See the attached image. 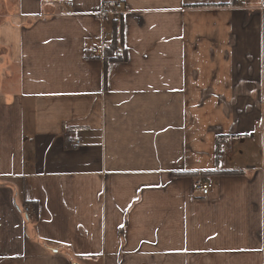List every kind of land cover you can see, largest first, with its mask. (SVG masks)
Wrapping results in <instances>:
<instances>
[{"label":"crops","instance_id":"0c3cea01","mask_svg":"<svg viewBox=\"0 0 264 264\" xmlns=\"http://www.w3.org/2000/svg\"><path fill=\"white\" fill-rule=\"evenodd\" d=\"M229 1L0 0V264H264V0Z\"/></svg>","mask_w":264,"mask_h":264},{"label":"trees","instance_id":"16d2710c","mask_svg":"<svg viewBox=\"0 0 264 264\" xmlns=\"http://www.w3.org/2000/svg\"><path fill=\"white\" fill-rule=\"evenodd\" d=\"M237 1L238 0H230L229 2H226V3H221V4H217V6H220V7H223V6H234L237 4ZM193 7H195L194 5H191ZM120 27V26H119ZM120 32V37H118V33H117V24L114 26V39L112 41V43L110 45H108L106 48H105V54H106V57L108 60L110 61H118V60H126L127 59V51L126 49L124 48L123 46V41H124V28H123V25L121 24V28L118 30ZM120 38V40L118 39ZM117 46H120L122 48V53L121 55H118V56H114V53H115V49ZM229 136H222V135H219L217 137V146H216V156L217 158H219L222 154V143H224V141L226 139H228ZM175 176H186V175H191L193 177H195L197 175L196 172H175L174 173ZM205 177H207L208 175H210V172H205L203 174ZM28 204V202L25 201L24 203V206H26ZM35 208H36V211H37V204H35ZM123 233V230H121V234Z\"/></svg>","mask_w":264,"mask_h":264},{"label":"built area","instance_id":"2783aa9c","mask_svg":"<svg viewBox=\"0 0 264 264\" xmlns=\"http://www.w3.org/2000/svg\"><path fill=\"white\" fill-rule=\"evenodd\" d=\"M115 14L117 16L118 19H121L122 18V15L124 13V10H125V6H124V3L123 2H117L115 4ZM103 15H106L105 12L102 13ZM86 55L88 57H106V54H105V49H101V48H98V47H89V46H86ZM122 53V48L120 46H117L116 49H115V53H114V56H118V55H121ZM80 142L79 141H76V144H79ZM213 183L208 180V179H204V178H201L199 179L198 181L195 182L194 184V188L199 191L203 196H208L213 188ZM24 211L29 215L31 214L33 211H34V207L32 204H28L25 208H24Z\"/></svg>","mask_w":264,"mask_h":264},{"label":"rangeland","instance_id":"374dc122","mask_svg":"<svg viewBox=\"0 0 264 264\" xmlns=\"http://www.w3.org/2000/svg\"><path fill=\"white\" fill-rule=\"evenodd\" d=\"M225 157H226V155H225ZM240 159H242V158H240Z\"/></svg>","mask_w":264,"mask_h":264}]
</instances>
